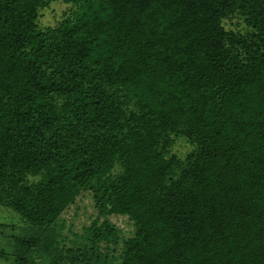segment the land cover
Here are the masks:
<instances>
[{
  "label": "trees",
  "instance_id": "obj_1",
  "mask_svg": "<svg viewBox=\"0 0 264 264\" xmlns=\"http://www.w3.org/2000/svg\"><path fill=\"white\" fill-rule=\"evenodd\" d=\"M0 205L16 264H264V0H0Z\"/></svg>",
  "mask_w": 264,
  "mask_h": 264
},
{
  "label": "rangeland",
  "instance_id": "obj_2",
  "mask_svg": "<svg viewBox=\"0 0 264 264\" xmlns=\"http://www.w3.org/2000/svg\"><path fill=\"white\" fill-rule=\"evenodd\" d=\"M74 10L73 5H67L61 1L52 2L50 6L41 11L39 25L42 28L56 27L60 22ZM224 25L227 30H243L244 24L236 17L225 20ZM193 150V147L184 139H178L174 147V152L181 158ZM76 206L71 207L63 216L66 223L65 234L72 238L73 232H81L84 225H89L91 216L94 214L91 198L88 195L82 196ZM123 235L131 233L132 227L127 219L122 217L113 220ZM26 224L21 217L13 210L0 205V251L5 257H0V264H16L15 244L16 238L22 237ZM8 258V259H7ZM37 264H47L39 257Z\"/></svg>",
  "mask_w": 264,
  "mask_h": 264
}]
</instances>
